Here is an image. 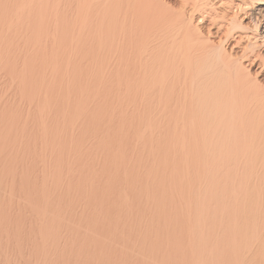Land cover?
Here are the masks:
<instances>
[{
    "label": "bare ground",
    "instance_id": "bare-ground-1",
    "mask_svg": "<svg viewBox=\"0 0 264 264\" xmlns=\"http://www.w3.org/2000/svg\"><path fill=\"white\" fill-rule=\"evenodd\" d=\"M263 2L0 0V207L189 238L194 264H264V35L246 20ZM78 48L107 51L108 76Z\"/></svg>",
    "mask_w": 264,
    "mask_h": 264
},
{
    "label": "rangeland",
    "instance_id": "rangeland-1",
    "mask_svg": "<svg viewBox=\"0 0 264 264\" xmlns=\"http://www.w3.org/2000/svg\"><path fill=\"white\" fill-rule=\"evenodd\" d=\"M247 22H249V23H251V25L252 26H255V25H258V27H259V31L262 33V35H264V2L263 3H256L255 4V6L252 8V9H250L249 10V13H248V16H247ZM78 49H80V51H78L79 52V54L77 53V52H75L74 51V54L76 55L75 57L77 58L76 60H75V62H77V65H81V67L84 69V70H88L89 69V64H91L90 65V68H91V70L89 69L87 72H88V74L90 75L91 74V72H92V69L93 70H95L96 69V72L95 73H100V75L102 76L103 74H107L108 73V63H109V59L107 60V64H106V59H107V57H108V53H107V51L105 52V55L103 54V56H102V61L101 60H99V58L97 57V50L94 52V50H93V52H91V56H90V53H89V55L87 56L88 57V62H89V60H90V63H88L87 62V57H85L84 58V56H86V54L84 53L85 52V50L84 49H81V48H78ZM81 50L82 51H84V52H82L81 53ZM80 53L81 54H84V56L83 55H81V58L79 57L80 56ZM93 53H95L96 54V58H95V56L93 57L92 55H93ZM69 54H72L71 56H73L74 54H73V52L71 53V52H66V54H64V59H69L68 57H70L69 56ZM67 55V56H66ZM66 56V57H65ZM83 56V57H82ZM74 57V56H73ZM78 57H79V61H77L78 60ZM103 57L104 58H106V59H103ZM91 58V59H90ZM81 59H82V62H81ZM85 59H86V61H85ZM92 59H94L95 61H93ZM84 60V61H83ZM93 61V63L95 64V67H94V64L93 63H91L92 61ZM96 60H98V62H100L99 64H98V62L96 61ZM105 60V61H104ZM68 63V60H65V62H63V63ZM74 62V63H75ZM86 64H85V63ZM103 62V63H102ZM105 62V63H104ZM72 63H73V61H72ZM83 64V66H82V64ZM76 64V63H75ZM87 64H88V66H87ZM100 64H101V66H100ZM104 64H106L107 66H104L103 68H102V66L104 65ZM87 66V67H85V66ZM93 65V66H92ZM99 65V66H98ZM98 66V67H97ZM86 68H88V69H86ZM100 69V70H97V69ZM102 69H103V72H102ZM105 69V70H104ZM107 69V70H106ZM91 71V72H90ZM97 71H99V72H97ZM104 71H105V73H104ZM106 71H107V73H106ZM101 73H103V74H101ZM103 76V77H100V79H102V80H108L107 79V76H108V74H107V76ZM91 76V75H90ZM93 76H91V77H89L90 79H92L93 80V78H92ZM103 78H105V79H103ZM87 79H88V77H87ZM98 79H99V77H98ZM13 100H11L10 102H12ZM24 114H21V117H22V119H26L28 116V114H27V112H23ZM30 116L33 118L35 115H33V114H30ZM29 116V117H30ZM53 116H54V114H53ZM52 117V116H51ZM32 118L31 119H29V120H27V123L30 121V120H32ZM35 118V117H34ZM33 121H34V119L32 120V122L30 121L28 124H30L31 123V125H33L32 123H33ZM20 132V131H19ZM28 132H30V130L28 131ZM27 132V134H29ZM39 137V136H38ZM33 139V138H32ZM38 140H40L39 138H38ZM42 140V139H41ZM38 143H40V141L38 142ZM25 159H27V158H25L24 157V160ZM33 159H35V158H33V157H31V159H30V162H29V159H27V161L25 160V166H24V162H23V166L22 167H28V166H30L31 164H34V162L36 161V162H39L40 160H41V158H38V159H35V160H33ZM31 162H33V163H31ZM29 163V164H28ZM28 165V166H27ZM20 170V169H19ZM19 173H20V171H19ZM11 178V177H10ZM17 178H18V174H17ZM18 182H19V180H17ZM17 182V183H18ZM8 183V182H7ZM2 190V191H1ZM0 199L3 197H1V194L3 193V188L0 186ZM3 195V194H2ZM16 198H17V196H16ZM18 199V198H17ZM9 199L7 198L5 201H6V203H5V201L3 202V204H5L4 206L2 205L1 207H0V216H2V219L4 220V221H6V223H8V225L6 224V223H2V224H0V229L2 228L3 230H0V233H1V235H0V264H4V263H6V262H9L10 264H192V262H193V264H194V261H192V258H191V256L190 255H188L187 253H190V242H191V239H189V238H181L180 237V239L178 238V239H175V240H172L171 238H168V237H166L167 235H162L163 236V239H161V234H162V232H161V234H160V231H154V233H155V236L153 235L154 233H153V231H151L152 233L150 234V231H149V233H148V231L146 232V230L147 229H150V227L148 228L147 227V229H146V227H143V229H142V227H139V228H141V229H139L138 228V226H136V225H134L133 226V224H131V226L128 224H125L124 226H122V227H119L117 230H116V228L112 225V226H106L105 227V225H98L99 227H100V229H99V227L97 228V226H93V228L91 229L90 228V226L89 225H85V224H83V225H81V226H79V224H76L75 225V223L77 222V214L79 213L78 211H77V214H76V218L74 219V214H73V212L71 211V213H70V211L68 212V210H65L66 211V215H67V217L65 218V211H60L61 213L60 214H62V215H60L61 217H63L64 219H67L68 217H69V219L68 220H70V218H71V221H68V222H66L65 223V220L64 221H61L60 222V219L59 218H57L59 221H57V219L56 218H53V220H51L50 219V223L51 224H53V223H56L57 222V225L56 224H54V225H50V223H49V219H47L46 221H42V219L43 218H39V221H37L38 220V217L35 215V211L33 210V209H29L30 210V212L27 210V209H24L23 207L21 208V206H18L17 205V207H15L16 205H9ZM7 205H9L8 207H7ZM3 207V208H2ZM19 207V208H18ZM5 208V209H4ZM16 208V209H15ZM5 211L4 213H3V210ZM13 209H14V211H13ZM22 209H24V212H23V210ZM7 210V211H6ZM8 210H9V213H10V215H11V212H13V214L10 216L9 215V213H8ZM18 210V212H16ZM25 210H26V212H25ZM2 211V212H1ZM21 212H23L24 214H29L28 216H29V219H28V216H25L24 214H22ZM2 213H3V215H4V217H3V215H2ZM14 213H15V215H14ZM30 213H31V216H32V214L34 215V217L32 216H30ZM69 213H70V215H69ZM19 214H20V216H19ZM88 214L89 213H87V214H85V216H84V218L85 217H88ZM7 215V216H6ZM14 215V216H13ZM23 215H24V217L25 218H23ZM13 216V217H12ZM16 216V217H15ZM18 216V217H17ZM21 216H22V218H21ZM35 216L37 217V218H35ZM71 216V217H70ZM9 217V218H8ZM5 218H7V219H5ZM16 218V219H15ZM18 218V219H17ZM33 219L32 221L34 222H31V219ZM91 218H93V215L92 216H90L89 215V218H87L88 220L89 219H91ZM12 221H11V220ZM15 219V220H14ZM26 219H27V222H26ZM40 219H41V221H42V223H38V222H41L40 221ZM0 220H1V217H0ZM8 220V221H7ZM24 220V221H23ZM28 220H30V221H28ZM55 220V221H54ZM73 220V221H72ZM16 223H15V222ZM37 221V222H36ZM48 221V222H47ZM9 222H11V223H9ZM12 222H13V224H12ZM18 222H21V223H19L18 224ZM26 222V223H25ZM31 222V223H30ZM45 222V223H44ZM69 222H71V223H69ZM73 222V223H72ZM24 223V224H23ZM29 223V224H28ZM38 223V224H37ZM44 223V224H43ZM48 223H49V225H50V229L49 228H47L49 225H48ZM63 223H65L66 225H67V227H66V225H64ZM78 223V222H77ZM5 225V227H4V225ZM15 224V225H14ZM20 225L21 224V226H18V225ZM31 224V225H30ZM40 224H42V225H40ZM62 224H63V227H60L59 228V231H54L55 229L56 230H58V225L60 226H62ZM70 224H72V226L70 225ZM29 225L31 226V227H29ZM34 225V226H33ZM36 225V226H35ZM38 225V226H37ZM78 225V226H77ZM6 226H7V228H6ZM23 226V227H22ZM26 226V227H25ZM54 226V227H53ZM56 226H57V228H56ZM68 226H69V228H68ZM70 226H71V228H70ZM103 226V227H102ZM135 226L137 227V229L135 228ZM9 227V228H8ZM21 227H22V229H21ZM35 228V229H32V228ZM45 227V229H43V230H40L41 228H44ZM75 227V228H74ZM86 227H89V229L87 228L86 229ZM107 227H109V228H107ZM111 227H114V228H111ZM124 227V228H123ZM130 227H132L131 229H127V228H130ZM18 228H19V230H18ZM26 228V229H25ZM28 228V229H27ZM30 228V229H29ZM51 228H53V231H52V229ZM61 228H63L62 230H64V231H62L61 233H60V229ZM74 228V229H73ZM79 228V229H78ZM81 228H82V230H81ZM95 228V230L94 231H96V232H99V233H97V234H95L96 232H94V231H91V230H93ZM96 228H97V230H96ZM105 228H107V229H105ZM123 228V230H121ZM135 228V229H134ZM145 228V229H144ZM16 229V230H15ZM67 229H69V230H67ZM79 231H78V230ZM84 229V230H83ZM91 229V230H90ZM114 230V231H112V230ZM127 229V230H126ZM132 229H133V232H132ZM12 231V233L10 232V231ZM14 230V231H13ZM22 230V231H21ZM26 230V231H25ZM49 230H51V232L49 231ZM67 230V231H66ZM75 230V231H74ZM77 230V231H76ZM91 231L92 232V234H90L89 232V234L90 235H87V232L86 231ZM103 230V231H102ZM112 232V233H114L115 232V234H109L110 235V237L108 236V234H107V232ZM121 230V231H120ZM126 230V231H125ZM128 230H130V231H128ZM152 230H156L155 228L154 229H152ZM160 230H162V229H160ZM30 231V232H29ZM41 232V233H43L42 235H40L41 233H39V232ZM46 231V232H45ZM47 231H49L50 232V235H51V237L53 236V237H55L54 235L56 234L57 235V237H55V238H51L50 236H47V234H49ZM70 231H72L71 233H72V235L71 234H68V233H70ZM82 231H83V233L85 232V234L87 235V237L84 239H80V238H78V237H76V236H81L80 234L82 233ZM100 231H102V232H100ZM123 231V232H122ZM130 232V233H134V232H136L137 231V233H139V234H137V233H134L132 236H129L130 235V233H128V232ZM140 231V232H139ZM141 231H142V233H141ZM164 231V230H163ZM3 232H4V234H3ZM22 232V233H21ZM37 232H38V234H39V236H37L38 234H37ZM53 232V233H52ZM54 232H56V233H54ZM66 232V233H65ZM75 232L76 233H78V235H76L75 236ZM80 232V233H79ZM116 232H117V234H119V232H120V234L121 233H123V234H121L120 235V237H119V235H118V237H116V239H115V236H117V234H116ZM125 232V233H124ZM144 232V233H143ZM145 232H146V234L148 235H145ZM6 233H7V235H6ZM17 233V234H16ZM26 233V234H25ZM33 233H35V235H33ZM45 233V234H44ZM95 235H94V234ZM100 233H101V235H100ZM126 233H128L127 235H126ZM141 233V234H140ZM159 233V234H158ZM9 234V235H8ZM11 234H13L14 235V237H13V235H11ZM66 234V235H65ZM74 234V235H73ZM84 234V235H85ZM126 235V237L128 236L130 239H131V241H129L130 239L129 238H126L127 240L125 241V235ZM135 234H136V236H135ZM158 234V235H157ZM8 236V238L6 237V236ZM17 235V236H16ZM29 235V236H28ZM33 235V236H32ZM46 235V236H45ZM61 235H62V240H60V238H61ZM98 235V236H97ZM113 235V236H112ZM123 235H124V237H123ZM153 235V238L152 237H150V236H152ZM5 236V237H4ZM16 236V237H15ZM44 238H43V237ZM67 236V237H66ZM73 236H75L74 238H73ZM82 236H83V234H82ZM92 237L93 236V238L94 239H92V241L91 240H89V239H91V238H89L88 239V237ZM95 236L96 237H98V238H100L101 236H104L103 238L105 239H103L102 237V239H103V241H102V239L100 240V239H97V238H95ZM139 236V237H138ZM144 236H145V238H144ZM148 238H147V237ZM157 236V237H156ZM10 237H11V240L13 239V240H15V242L13 241H11L10 240ZM18 237V238H17ZM24 237V238H23ZM42 237V238H41ZM47 237V238H46ZM60 237V238H59ZM67 238V240H66V238ZM112 237V238H111ZM114 237V238H113ZM122 237H123V239H122ZM136 237V238H135ZM144 238L143 240L142 239H140L139 240V238ZM155 237V238H154ZM160 237V238H159ZM2 238V239H1ZM46 238V239H45ZM57 238V239H56ZM59 238V239H58ZM71 240H69V239ZM106 238H107V240H106ZM108 238H109V240H108ZM118 238V239H117ZM120 238V239H119ZM150 238V239H149ZM158 239V240H154V239ZM166 238V239H165ZM167 238H168V240H167ZM5 239V240H4ZM20 239H21V241H20ZM29 239V240H28ZM30 239H31V241H30ZM50 239H51V241H50ZM55 239H56V242H55ZM87 239V240H86ZM112 239H113V241H112ZM122 239V240H121ZM146 239H148V240H146ZM26 242H25V241ZM28 240V241H27ZM41 240V241H40ZM47 240V241H46ZM60 240V241H59ZM76 240V241H75ZM79 241V243H77L78 241ZM80 240L83 242H80ZM84 240H85V242H84ZM98 240V241H97ZM115 240V241H114ZM124 240V241H123ZM138 240V241H137ZM11 241V242H10ZM45 241V242H44ZM75 243H74V242ZM8 242V243H7ZM48 242H49V244H48ZM60 242H61V244H60ZM63 242V243H62ZM66 242V243H65ZM46 243V244H45ZM50 243H52V245H50ZM35 244H39V246H40V248L42 249V245L43 244H45V245H47V247L46 246H44V247H46V249L48 248V251L47 252H45L46 250H45V248L43 247V249H42V251H39V252H35V250L36 249H38V250H40V248H37L38 246L36 245V247H34L33 245H35ZM59 244H60V246H59ZM141 244V245H140ZM49 245V246H48ZM56 245H58V247L56 246ZM63 245H64V247H65V251H64V247H63ZM140 245V246H139ZM143 245V246H142ZM18 246H20L19 248H17ZM22 246H26V247H22ZM28 246H30V247H28ZM42 246V247H41ZM51 246V247H50ZM52 246H53V248H52ZM54 246H55V248H54ZM74 248H73V247ZM81 246H82V249H81ZM3 247H6L5 249L3 248ZM63 247V248H62ZM88 247V248H87ZM116 247V248H115ZM155 248L154 249V251H153V248ZM25 248V249H24ZM27 248V249H26ZM31 248V250H29V249ZM34 248H36V249H34ZM72 248V249H71ZM77 248V249H76ZM138 248H140V249H138ZM152 249L151 250V255L149 254V253H147V251L146 250H149V252H150V249ZM17 249V250H16ZM34 249V250H33ZM60 249V250H59ZM66 249H67V251H66ZM93 249V250H92ZM137 249V250H136ZM21 250V251H20ZM45 250V251H44ZM71 250V251H70ZM76 250H78V251H76ZM140 250H142V251H140ZM254 250H256V248H254ZM139 251V252H138ZM153 251V252H152ZM159 251V252H158ZM155 252H158V254H156ZM140 253H142V254H140ZM145 253V254H144ZM148 256H147V255ZM162 254H164V255H162ZM165 254H167V257L165 256ZM168 254H169V256H168ZM170 254H171V256H170ZM188 256H187V255ZM173 255V256H172ZM147 257V258H146ZM151 257V258H150ZM166 257V258H165ZM148 259V260H147ZM150 260V261H149Z\"/></svg>",
    "mask_w": 264,
    "mask_h": 264
}]
</instances>
